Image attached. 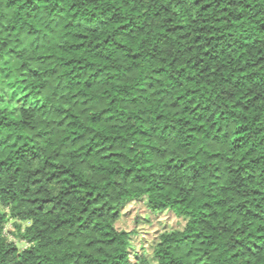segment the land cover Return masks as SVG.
<instances>
[{
  "label": "trees",
  "instance_id": "trees-1",
  "mask_svg": "<svg viewBox=\"0 0 264 264\" xmlns=\"http://www.w3.org/2000/svg\"><path fill=\"white\" fill-rule=\"evenodd\" d=\"M0 63V264H264V0H0Z\"/></svg>",
  "mask_w": 264,
  "mask_h": 264
},
{
  "label": "rangeland",
  "instance_id": "rangeland-1",
  "mask_svg": "<svg viewBox=\"0 0 264 264\" xmlns=\"http://www.w3.org/2000/svg\"><path fill=\"white\" fill-rule=\"evenodd\" d=\"M1 67L3 64L0 63ZM16 66L14 63L11 67ZM0 88L3 85L0 84ZM1 92V91H0ZM2 211L6 212L3 208ZM184 220L177 218L171 211L161 213H151L145 206L144 201L132 202L123 209L122 215L116 223L118 230L131 232L130 250L131 258L134 255L145 254L151 257L154 245L158 241V236L162 232L182 229ZM20 223L8 219L4 227V236L8 242L13 243L19 250L27 248V242L19 238L18 226ZM23 229L26 225H20Z\"/></svg>",
  "mask_w": 264,
  "mask_h": 264
}]
</instances>
